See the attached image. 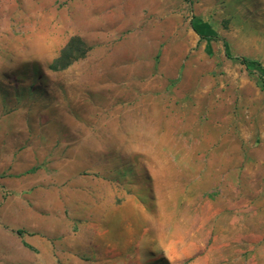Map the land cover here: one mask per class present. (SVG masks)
Segmentation results:
<instances>
[{
    "label": "rangeland",
    "instance_id": "1",
    "mask_svg": "<svg viewBox=\"0 0 264 264\" xmlns=\"http://www.w3.org/2000/svg\"><path fill=\"white\" fill-rule=\"evenodd\" d=\"M15 229L41 264H264V0H0Z\"/></svg>",
    "mask_w": 264,
    "mask_h": 264
},
{
    "label": "crops",
    "instance_id": "2",
    "mask_svg": "<svg viewBox=\"0 0 264 264\" xmlns=\"http://www.w3.org/2000/svg\"><path fill=\"white\" fill-rule=\"evenodd\" d=\"M18 230L22 231L21 234L17 233ZM29 236L21 229L0 231V264H41L42 256L28 250L26 238Z\"/></svg>",
    "mask_w": 264,
    "mask_h": 264
},
{
    "label": "trees",
    "instance_id": "3",
    "mask_svg": "<svg viewBox=\"0 0 264 264\" xmlns=\"http://www.w3.org/2000/svg\"><path fill=\"white\" fill-rule=\"evenodd\" d=\"M81 44L79 39H71L66 46L61 50L60 55L50 65L51 70H60L67 68L78 57L75 52L78 50L76 44ZM241 63L246 62L244 59H238ZM22 231L18 230L17 233L21 234Z\"/></svg>",
    "mask_w": 264,
    "mask_h": 264
},
{
    "label": "bare ground",
    "instance_id": "4",
    "mask_svg": "<svg viewBox=\"0 0 264 264\" xmlns=\"http://www.w3.org/2000/svg\"><path fill=\"white\" fill-rule=\"evenodd\" d=\"M216 258V257H215ZM214 261V260H213Z\"/></svg>",
    "mask_w": 264,
    "mask_h": 264
}]
</instances>
